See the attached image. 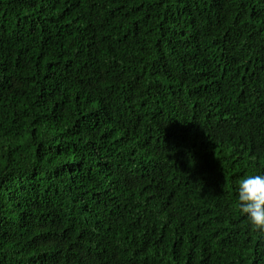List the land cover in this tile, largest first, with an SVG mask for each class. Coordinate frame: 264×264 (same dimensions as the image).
Here are the masks:
<instances>
[{
  "label": "trees",
  "instance_id": "trees-1",
  "mask_svg": "<svg viewBox=\"0 0 264 264\" xmlns=\"http://www.w3.org/2000/svg\"><path fill=\"white\" fill-rule=\"evenodd\" d=\"M0 264H264V0H0Z\"/></svg>",
  "mask_w": 264,
  "mask_h": 264
}]
</instances>
